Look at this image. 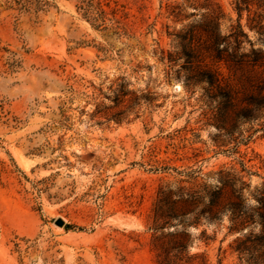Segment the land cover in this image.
<instances>
[{
    "label": "rangeland",
    "instance_id": "obj_1",
    "mask_svg": "<svg viewBox=\"0 0 264 264\" xmlns=\"http://www.w3.org/2000/svg\"><path fill=\"white\" fill-rule=\"evenodd\" d=\"M104 2L0 0V264H158L166 186L202 196L181 264H246L259 223L202 210L264 203V0Z\"/></svg>",
    "mask_w": 264,
    "mask_h": 264
},
{
    "label": "trees",
    "instance_id": "obj_2",
    "mask_svg": "<svg viewBox=\"0 0 264 264\" xmlns=\"http://www.w3.org/2000/svg\"><path fill=\"white\" fill-rule=\"evenodd\" d=\"M82 5L92 8L96 13V18L104 20V5H108L104 0H81ZM235 8L239 12L242 6L248 12L251 10V2L249 0H236ZM264 11V10H263ZM115 14V9L112 11ZM260 21H264V14L256 15ZM193 66H190L192 69ZM204 69L210 71L208 66ZM212 72V71H210ZM214 72V71H213ZM215 81L219 83L220 73H215ZM206 192V191H205ZM213 200H209L204 204L202 212L207 213L209 219L221 218V216L229 212V220L232 223L230 231H240L244 227L258 224L261 229L257 233L250 232L244 239H237L236 245L233 247L239 255V259L246 264H264V203H261L259 210L255 214L243 212L238 204L224 203L226 195L225 184L217 186L212 192ZM202 196L199 193L189 190L186 192L183 187L173 190L169 186L162 187L158 191V199L154 205L152 222L150 230L153 232V248L158 251V264H181L188 258L185 255L188 246L187 227L189 222L185 221V217L191 215L197 205L202 203ZM66 229H82L75 225L66 224ZM172 228L171 230H165ZM202 264H206L203 262Z\"/></svg>",
    "mask_w": 264,
    "mask_h": 264
},
{
    "label": "water",
    "instance_id": "obj_3",
    "mask_svg": "<svg viewBox=\"0 0 264 264\" xmlns=\"http://www.w3.org/2000/svg\"><path fill=\"white\" fill-rule=\"evenodd\" d=\"M55 223L57 224V225H60V226H62L63 224H64V221L62 220V219H57L56 221H55Z\"/></svg>",
    "mask_w": 264,
    "mask_h": 264
}]
</instances>
